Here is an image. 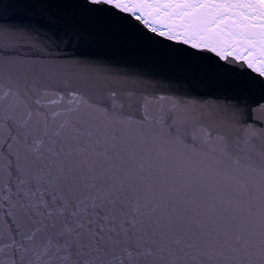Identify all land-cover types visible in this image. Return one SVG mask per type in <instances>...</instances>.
Wrapping results in <instances>:
<instances>
[{
	"label": "snow or ice",
	"instance_id": "obj_1",
	"mask_svg": "<svg viewBox=\"0 0 264 264\" xmlns=\"http://www.w3.org/2000/svg\"><path fill=\"white\" fill-rule=\"evenodd\" d=\"M84 2L264 78V0ZM163 99L0 60V264H264V124Z\"/></svg>",
	"mask_w": 264,
	"mask_h": 264
},
{
	"label": "water",
	"instance_id": "obj_2",
	"mask_svg": "<svg viewBox=\"0 0 264 264\" xmlns=\"http://www.w3.org/2000/svg\"><path fill=\"white\" fill-rule=\"evenodd\" d=\"M0 0V60L53 67L65 75H87L102 86L163 97L164 107L212 115L242 130L241 121L264 124V78L212 55L146 34L135 22L84 0ZM75 26L84 38L67 45ZM151 110V109H150Z\"/></svg>",
	"mask_w": 264,
	"mask_h": 264
}]
</instances>
